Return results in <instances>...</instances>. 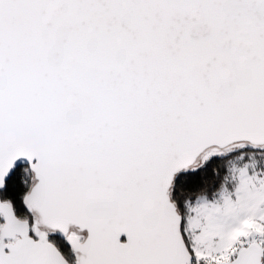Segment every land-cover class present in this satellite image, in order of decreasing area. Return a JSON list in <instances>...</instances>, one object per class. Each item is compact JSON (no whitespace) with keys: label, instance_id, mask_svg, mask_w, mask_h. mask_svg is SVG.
Instances as JSON below:
<instances>
[{"label":"snow or ice","instance_id":"1","mask_svg":"<svg viewBox=\"0 0 264 264\" xmlns=\"http://www.w3.org/2000/svg\"><path fill=\"white\" fill-rule=\"evenodd\" d=\"M0 264H264V0H0Z\"/></svg>","mask_w":264,"mask_h":264}]
</instances>
